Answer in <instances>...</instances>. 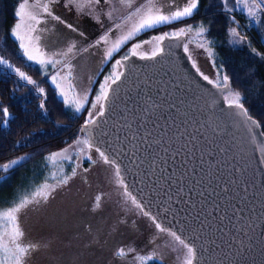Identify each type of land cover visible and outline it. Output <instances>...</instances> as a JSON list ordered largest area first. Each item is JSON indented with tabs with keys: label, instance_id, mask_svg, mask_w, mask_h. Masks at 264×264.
Returning a JSON list of instances; mask_svg holds the SVG:
<instances>
[{
	"label": "water",
	"instance_id": "obj_1",
	"mask_svg": "<svg viewBox=\"0 0 264 264\" xmlns=\"http://www.w3.org/2000/svg\"><path fill=\"white\" fill-rule=\"evenodd\" d=\"M184 39L121 56L95 123L79 131L144 211L194 247L193 264H264V137L229 108L223 83L196 71Z\"/></svg>",
	"mask_w": 264,
	"mask_h": 264
},
{
	"label": "rangeland",
	"instance_id": "obj_2",
	"mask_svg": "<svg viewBox=\"0 0 264 264\" xmlns=\"http://www.w3.org/2000/svg\"><path fill=\"white\" fill-rule=\"evenodd\" d=\"M233 1L234 7L227 5L228 8L233 9L232 12L227 13L231 19L234 17L236 21L232 27H236L237 31L246 37L245 40L252 49H256L257 53L264 54V36L255 38L251 34L255 18L249 17L247 10L242 6H237L235 0ZM21 2L23 0L18 3V6ZM31 2L32 0H29V3ZM43 2L44 0H41V3ZM136 2L138 4L141 0H136ZM110 8L117 9L112 18L106 15ZM51 9L53 14L59 16L64 23L43 14L42 23L38 26L41 29L38 32L39 44L45 59L58 62L55 67L51 63L41 65L32 62L42 70L49 67L54 68L49 75V80L63 100L64 97L60 94L62 89L70 100L87 95V100L82 101L85 110L80 120L89 119L100 110L101 102L97 104L96 108H92V104L96 102V96L100 95L101 84L105 82V78L112 76L114 72H119L120 66L116 65V61H120L121 56L130 52L133 46L138 43L142 47L137 50V54H151L157 42L144 43L145 41L168 31L174 32L181 27L190 25L193 28V32L185 36L184 45H188L187 52L192 62H195L196 68H199L200 72L208 76L209 79L215 82L219 79L220 83H223L222 77L226 74L218 60L215 48L208 43L206 47H210L212 50V55L209 56L205 48L198 46L200 38L195 35V32L202 24L195 27L194 25L199 20L182 21L169 28H160V25L142 31L121 44L120 48L114 51L110 58H107V49L130 26L125 25L122 30L114 27L115 24L121 23L127 15V11L115 3V0L111 6L105 4L104 0H100L99 5H94L91 8L85 7L83 11L68 6L67 0H58L57 3L51 5ZM31 11L39 13L40 9L32 8ZM17 22L18 17L12 23L11 29ZM69 24L77 30L73 31L67 27ZM106 32L109 37L108 43L96 44V41ZM71 44H75L76 48L67 57L54 55L65 52ZM116 53L117 57H114ZM103 54L105 59L101 61ZM108 59L112 61L110 62ZM103 61L105 62L102 64ZM109 62L108 69L104 71L105 65ZM65 64H71L70 76H68L69 69L65 67ZM100 64L103 69L95 76V70ZM53 76L56 77V83L52 81ZM65 77L68 78L65 79ZM69 80L73 86L72 90H69ZM56 84H60L61 87L57 88ZM230 89L238 91L232 87ZM227 94L226 91L224 95ZM68 105L76 109L75 104L69 103ZM89 112L92 113L91 117H89ZM84 140H86L85 137L78 136L67 145L46 154L42 161L49 169H39L38 171L39 175L44 176L43 178H37L28 185L25 180L29 179V172L19 170L11 174L7 183L0 185V211H2L10 208L22 193L31 192L45 181L54 184L56 180L53 178V174L56 179H59L65 175H71L74 167L77 169V175L72 177L66 186L57 188L46 204L38 206L36 210H26L21 213L20 227L24 232L22 242L43 241L49 245L48 248L33 253L29 264H142L136 259L138 256H152V259L165 264H184L186 249L180 241L169 234L172 232L171 230L158 231L148 218L136 210L132 212V218H112L120 206L126 204L131 208V203L123 195L122 185H118L116 182L115 165L105 164L99 152L96 151V147L89 148L83 143L77 144V141ZM65 149L68 150L66 153ZM81 149L84 151L82 152ZM53 153L63 154L57 156L53 161L49 159ZM65 156L71 157V159H65ZM88 157H91L92 160H89ZM84 169L87 171L85 172ZM97 196L101 197V207L93 210ZM148 232L151 235L148 239H144ZM121 248L133 251L121 258L116 255L117 250Z\"/></svg>",
	"mask_w": 264,
	"mask_h": 264
},
{
	"label": "trees",
	"instance_id": "obj_3",
	"mask_svg": "<svg viewBox=\"0 0 264 264\" xmlns=\"http://www.w3.org/2000/svg\"><path fill=\"white\" fill-rule=\"evenodd\" d=\"M20 1L0 0V57L25 72L35 83L21 80L12 68L0 65V107H7L11 113L8 127L0 123V165L24 157L10 171L11 174L19 170L29 172V179L25 180L29 185L31 181L44 177L38 174L39 169H49L42 161L46 154L83 136L79 125L85 109L77 112L57 94L49 80L53 67L42 70L23 55L18 41L11 35V25L16 19ZM228 5L233 6L234 1L229 0ZM187 20H199L200 23L198 21L194 27L202 24L207 29L199 41L206 39L215 48L230 86L240 92L248 113L260 122L261 130H264V59H261L264 54L254 52L246 40L239 44L233 42L235 38L229 29L234 23L224 9L223 0H199L198 10L184 21ZM254 21L251 34L260 38L264 36V12L259 13ZM177 23L181 22L161 25L160 28H169ZM109 65L106 64L103 70ZM41 88L43 93L38 91ZM42 103L44 108L40 107ZM0 174H4L2 169ZM0 185L4 183L0 182ZM144 264L165 263L151 259Z\"/></svg>",
	"mask_w": 264,
	"mask_h": 264
},
{
	"label": "snow or ice",
	"instance_id": "obj_4",
	"mask_svg": "<svg viewBox=\"0 0 264 264\" xmlns=\"http://www.w3.org/2000/svg\"><path fill=\"white\" fill-rule=\"evenodd\" d=\"M58 0H44L41 3V0H32L29 3V0H23L18 6V10L15 12L16 17H18V22L11 29V35L14 36L17 41H19V47L23 50V55L27 57L29 61L37 62L41 65H46L51 63L53 67L58 61H54L52 59H45L44 53L41 50L39 41L40 36L38 32L41 31L39 29V25L42 23V16L46 14L54 20H58L61 23L64 21L61 20L59 16L53 14L51 5L57 3ZM105 4L112 5L113 0H104ZM121 8L127 11V15L123 18L122 22L119 24H115L116 29H123L125 25H130L127 31L121 35L106 51V57H111L113 52L118 50L121 44L133 38L136 34L148 30L156 28L160 25H170L173 22L184 21L186 18L192 17L194 13L198 10L199 0H141L140 3L137 4L136 0H115ZM229 0H223L224 7L227 12H232L233 9L228 8L227 5ZM237 6H242L243 9L247 10V15L252 18H256L259 13L264 12V0H235ZM100 0H67V5L76 7L77 9L83 11L85 7H93L94 5H99ZM167 5V7H165ZM32 8H39L40 12L35 13L32 12ZM117 11L116 8H110V10L106 13L109 18L113 17L114 12ZM97 22L99 23V19L97 18ZM232 22L235 23V18H232ZM73 31L77 29L69 24L67 25ZM207 31V29L200 25L198 26V31L195 32V35L198 38H203V34ZM232 36L235 38L234 43L239 44L245 41L246 37L241 35L236 27H232L229 29ZM193 32L192 26L181 27L176 31L169 33H164L163 35L154 36L151 40L145 41L144 43H152V41H156V46L152 50V56L154 57L159 52L163 51L160 47V42L164 41L166 38H180L183 36H187L189 33ZM83 35V33H80ZM108 34L107 32L100 37L99 40L96 41V44H100L101 42L107 44L108 43ZM191 43V41H189ZM208 41L206 39H201V42L198 44L199 47L205 48L208 52V55H212V50L210 47H206L208 45ZM141 44H135L131 50V54L135 55L137 50L141 48ZM76 48L75 44H71L65 52L56 53L54 55H60L67 57L69 54L73 53V50ZM87 51V49H84ZM185 52L188 51V45H184ZM255 52L256 49H253ZM261 55L260 53H257ZM126 56L124 59H127ZM151 58V57H149ZM191 59V57H189ZM261 59H264V55H261ZM0 65H5L6 67L12 68L16 74L19 76L21 80L27 81L29 84H34L35 81L32 80L31 77L26 75L25 72L21 71L19 68H15L13 65L9 64L7 60L3 57H0ZM116 65L122 66L121 61L117 60ZM65 67L69 69L68 76L71 75V64H65ZM193 67L196 68L195 62H193ZM196 71L202 76L205 81L208 83H213L212 80L209 79L208 76L204 75L200 72L199 68H196ZM120 73H113L112 76L106 77L105 82L101 84V93L96 96V102L92 104V108H96L97 104H100L102 100H106L108 98V91L111 87V83H115L116 80L120 78ZM68 77H65L67 79ZM223 79V89L227 90L228 94L224 97L227 101L229 108H234L238 110V114L245 117V123H250L252 127L256 129H261L260 122L253 119L251 115L248 114V110L245 108L244 104L246 101L242 102V97L240 92L232 91L229 88V77L224 75ZM53 83H56V77H52ZM69 90H72L73 86L71 84V80L68 81ZM57 88H60V84H56ZM216 87L220 88L221 83L220 80L217 79ZM41 93L44 90L38 89ZM61 96L64 97V103L69 104L73 103L76 106V111L79 112L83 108V102L87 100V95L85 94L83 97H76L70 100L64 90H61ZM41 108H44V104L40 105ZM101 109L103 105H100ZM0 112L3 114V120L0 121L5 127L9 126V117L11 113H9L7 107H0ZM97 114L103 115L102 111H99ZM92 116V113L89 112V117ZM95 123L94 119H89L87 124ZM252 127H249V131H252ZM259 135L264 137V130L259 131ZM83 143L89 148L92 145L89 144L88 140L77 141V144ZM68 150L65 149L66 153ZM83 152L84 150L81 149ZM99 152L100 157L103 159L105 164L115 165L114 160H110L109 157L101 152L98 148L96 149ZM264 151V148L261 149ZM63 153H53L50 155V160H55L57 156L62 155ZM65 159L70 160L71 157L65 156ZM24 157H20L18 159L11 160L10 162H6L0 165V169H2L4 174H0V182L7 183V181L11 178V169L13 166L18 165L20 160H23ZM89 160H92L91 157H88ZM95 163V161H92ZM86 172L87 169H84ZM77 175V169L74 167L72 169L71 175H65L59 179H56L55 174H53V178L56 180L54 184H49L45 181L42 185L36 187L31 192L22 193L18 199L13 203V205L6 209L0 211V264H29V260L32 258L33 253L40 251L41 249L48 248L47 242H36V243H24L22 242V238L24 236V232L20 227V215L26 210H36L38 206L46 204L50 197H52L53 193L57 190V188H61L66 186L72 177ZM115 176L117 178L116 182L118 185H123L126 191V185H124V181L121 178V171L119 167L115 168ZM129 199L131 200L132 205L143 213L144 216L149 217L155 227L159 229L161 232L167 231L161 227L159 223H156V218L151 216L149 212L144 211L143 205L139 203L135 197H132L128 194ZM101 197L97 196L95 198L94 204L95 209H99L101 207ZM176 240L180 241L183 247L186 249V256L184 259V264H193L195 258V250L193 246H190L188 243H185L179 236H177L174 232H170ZM133 251L132 249L125 250L123 248L118 249L116 255L121 258H124L128 252ZM152 256H138L136 259L140 262H145L147 260H151Z\"/></svg>",
	"mask_w": 264,
	"mask_h": 264
},
{
	"label": "flooded vegetation",
	"instance_id": "obj_5",
	"mask_svg": "<svg viewBox=\"0 0 264 264\" xmlns=\"http://www.w3.org/2000/svg\"><path fill=\"white\" fill-rule=\"evenodd\" d=\"M121 191L124 193L123 195L125 196V199H127L131 203V200L129 199V196H128V194H130V193L127 190L125 191V188H124L123 185L121 186ZM130 207L131 208H129L126 204L120 206L118 208V210H117V213H115L112 218H132V212H134V210H136L137 212H139V210L136 209L132 205V203L130 204ZM141 214L143 215L142 212H141ZM144 217L145 218H148L153 223V221L149 217H146V216H144ZM153 225H155V224L153 223ZM158 231H159V229H158ZM150 235L151 234L149 232L146 233V235H145L146 237L144 239H148Z\"/></svg>",
	"mask_w": 264,
	"mask_h": 264
},
{
	"label": "crops",
	"instance_id": "obj_6",
	"mask_svg": "<svg viewBox=\"0 0 264 264\" xmlns=\"http://www.w3.org/2000/svg\"><path fill=\"white\" fill-rule=\"evenodd\" d=\"M99 55H100V53H99ZM100 57H101V56H100ZM107 58H108V57H107ZM103 59H105V58H104V54L102 55V59H101V61H102ZM108 60H110V59H108ZM105 61H106V60H105ZM105 61H103L102 64H103ZM111 61H112V60H110V62H111ZM110 62H109V63H110ZM101 69H103V66L100 64L99 67L95 70V76L99 73V71H100Z\"/></svg>",
	"mask_w": 264,
	"mask_h": 264
},
{
	"label": "built area",
	"instance_id": "obj_7",
	"mask_svg": "<svg viewBox=\"0 0 264 264\" xmlns=\"http://www.w3.org/2000/svg\"><path fill=\"white\" fill-rule=\"evenodd\" d=\"M237 17V16H236ZM83 122V120H80V123Z\"/></svg>",
	"mask_w": 264,
	"mask_h": 264
}]
</instances>
